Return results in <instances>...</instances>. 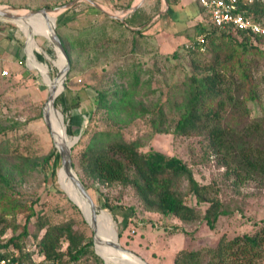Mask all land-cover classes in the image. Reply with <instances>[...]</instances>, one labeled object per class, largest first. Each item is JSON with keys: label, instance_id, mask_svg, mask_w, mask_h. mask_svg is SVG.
Returning a JSON list of instances; mask_svg holds the SVG:
<instances>
[{"label": "rangeland", "instance_id": "1", "mask_svg": "<svg viewBox=\"0 0 264 264\" xmlns=\"http://www.w3.org/2000/svg\"><path fill=\"white\" fill-rule=\"evenodd\" d=\"M70 1L0 0V6L12 7L23 12L59 8ZM93 1L107 12L120 14L122 17L128 9L126 5L131 2V0ZM189 8L194 10L195 6L190 4ZM138 16L136 14L133 20L128 22L141 23ZM22 18H17L16 15H13V20L12 17H1L5 22L1 23L2 26L11 34L8 37L0 30V126L5 128L0 134V158H3L7 165L19 164L22 158L46 157L57 149L43 120L49 90L56 93V98L48 107V116L53 130L56 129L64 146L69 145L70 138L80 134L79 140L71 150L74 164L92 135L102 131H118L127 142L137 141L142 152L156 151L169 157L175 156L190 164L189 148L197 144L195 140L174 135L173 130L178 120V106L185 91L183 84L192 74L190 61L196 59L207 63L213 55L209 50L202 56L192 57L182 50L183 44L197 34L175 35L168 37L169 40H165L167 37L149 38L133 34L126 25L121 26L118 21L109 19L85 2L77 3L69 10L58 11L55 16L38 14L36 18L24 15ZM189 21L193 20L190 18ZM14 23L27 28L31 42L33 41L39 52H35L36 58L42 57L41 61L37 59L39 65L42 64L49 75L50 79L47 77L51 86L49 90L32 63V70L28 68L29 47ZM53 24L56 33L60 34L67 44L72 43L75 46L82 44L71 52L72 61L69 60L64 89L62 85H57L59 73L53 66L54 62L41 53L42 50L54 58L57 46L50 42ZM57 53L56 58L59 56L61 68L64 70L63 57L59 51ZM251 62L253 63L251 72L258 84V99L249 101L247 106L251 118H258L264 115V60L251 59ZM2 71L8 72V75H1ZM136 77L139 83L134 100L142 102L150 111L147 116L131 120L123 112L116 114L112 111L107 112L106 109L94 108L93 98L96 93L106 92L111 100L113 93L120 94L122 90H128ZM80 91L86 94L83 100L78 94ZM75 95L77 98H74ZM62 96L66 102L63 106ZM75 99L79 106L71 108ZM159 112L163 116L162 119L157 117ZM69 126L73 130L71 136L66 131ZM56 167L57 173L53 180L47 179L39 168L35 171H24L22 176L12 175L10 188L14 191V197L22 204L31 206L35 214L28 223L29 236L22 240L27 246L34 242L37 219L43 218H47L52 225L73 220L74 229L83 232L93 242L92 231L81 212L64 193V186L66 184L69 186L70 182L62 169H58V165ZM74 169L77 173L76 168ZM220 171L222 170L215 167H194L195 178L200 184L210 183L213 178L218 177ZM84 185L97 207L109 214V216L97 214L98 223L103 226L100 228L96 223L98 229L106 233L111 226V216L120 237L121 247L134 252L147 264H173V256L178 250L215 246L222 235L232 239L235 236L251 234L264 225V186L253 183L243 187L238 195L226 192L222 199L226 215L219 218L214 230H210L203 223L186 227L177 220L146 214L140 210L130 191L122 192L120 188L114 187H93L86 182ZM105 197L111 206L122 208L108 210L104 206ZM83 200L88 208L87 200L84 198ZM185 203L197 207L193 197H187ZM200 208L205 209L204 205ZM5 218L3 226L6 231L1 238L3 241L20 234L25 223L23 214L16 216L10 214ZM93 219L95 221L96 216ZM125 224H128V227L123 230ZM15 226L18 228L16 232L13 231ZM89 250L96 255L94 243ZM96 250L106 264H124L115 258L109 247L98 238ZM99 259L105 264L100 257ZM81 264L96 263L89 257L88 261H82Z\"/></svg>", "mask_w": 264, "mask_h": 264}, {"label": "trees", "instance_id": "2", "mask_svg": "<svg viewBox=\"0 0 264 264\" xmlns=\"http://www.w3.org/2000/svg\"><path fill=\"white\" fill-rule=\"evenodd\" d=\"M132 1L126 8L131 6ZM238 11L264 25V1L239 3ZM199 31L207 36L206 51H185L183 46L182 50L192 57L202 56L209 50L213 55L207 63L196 59L190 61L192 74L183 84L185 91L173 130L174 135L195 140L197 145L189 148L190 164L156 151L142 152L137 141L127 142L118 131L94 133L79 153L77 162L72 164L83 184L130 191L140 210L146 214L177 220L186 227L203 223L214 230L219 218L226 215L222 200L226 192L238 195L249 184L264 186V115L251 118L247 106L249 101L258 99V84L251 72V59L264 60V37L243 31L218 30L206 24L200 26ZM132 33L140 35L139 32ZM58 36L68 59L72 61V50L82 44L69 45L60 34ZM37 59L41 61L42 57L37 56ZM138 83L136 77L128 90L113 93L111 100L106 92L96 93L94 108L116 114L123 112L131 120L147 116L150 111L142 102L134 100ZM78 94L81 100L86 97L81 91ZM65 103L62 96L61 106ZM78 106L79 102L75 99L71 108ZM157 117L163 118L161 112ZM4 131L5 128L0 126V134ZM67 134L73 135L70 126ZM73 141L75 138H70L69 145ZM57 163L55 151L42 158H22L16 165H7L0 158V261L8 260L9 264H81L92 257L96 264H102L99 257L89 250L93 245L92 239L83 232H77L73 220L52 225L47 218L37 219L34 242L28 246L22 243L29 236L28 223L35 214L31 206L14 197L10 188L12 175L22 176L24 171L39 168L47 179L53 180ZM199 166L222 171L210 183L200 184L194 172V167ZM187 197H193L197 207L188 206L185 203ZM202 205L204 210L200 208ZM104 206L110 211L122 208L111 206L107 197L104 198ZM74 209L77 211L76 207ZM10 214H23L25 223L20 234L3 241L1 238L6 231L3 224ZM94 216L98 219L97 213ZM96 219L98 226L103 228ZM82 224L87 228L84 221ZM126 227L128 224L123 230ZM17 229L13 227L14 232ZM40 258L42 261L37 262ZM263 263L264 225L251 234L232 239L222 235L215 246L182 249L173 256V264Z\"/></svg>", "mask_w": 264, "mask_h": 264}, {"label": "water", "instance_id": "3", "mask_svg": "<svg viewBox=\"0 0 264 264\" xmlns=\"http://www.w3.org/2000/svg\"><path fill=\"white\" fill-rule=\"evenodd\" d=\"M81 2H85L86 4L91 6L92 8L98 10L100 13H102L103 15L108 17L109 19L116 20L119 23L124 24V25L127 26V24L124 21V18L122 16H120V14H112V13L107 12L98 3H96L93 0H71L70 2L64 4L63 6H61L59 8H54V9L44 8V9H40V10L23 11V13H26L28 16L29 15L33 16V15H37V14L47 15V14H50V13L58 14V11L69 10L75 4L81 3ZM143 2H144V0H139L138 4L136 5L135 11H137L142 6ZM131 9H133V7H131L129 10H131ZM17 12H22V11H19L18 9H15V8H12V7L0 6V19H1V17H7V18L11 17L14 14H16ZM50 42L52 44L54 43L57 46L61 56L63 57V59H64V61L66 63L65 69L63 71L61 70L62 71L61 72V76L63 78V89H64V87H65L64 86V79H65V76H66V74L68 72V69H69V59H68V56H67V54H66V52H65V50H64V48H63V46L61 44L60 38H59L58 34L56 33L55 24L52 25V27H51V39H50ZM49 103L50 104L52 103L50 95H48L45 107ZM43 120H44L45 125L47 126V128H48V130L50 132V124H49V121H48V117L45 114V111H43ZM63 120H64V118H63ZM66 131H67V129H66ZM79 137H80V134H79V136L75 137V141H73L70 145H66L64 148H61V149L57 150L54 147L55 153L58 155V163H57V165H58V169L61 168L62 171L67 175L69 182L74 187V189H75L76 193L78 194V196H81L85 200H87L88 206H89L88 207L89 212L92 214V216H94L95 212L99 208L97 207V205L93 201L92 197L90 196L87 187L80 180V178L77 175V173H76V171H75V169L73 167V164H72L71 150H72V147L79 140ZM56 169H57V167H56ZM56 173L57 172L55 171V174ZM69 200L75 205V203L70 198H69ZM75 206L77 207V205H75ZM77 209L80 211V209L78 207H77ZM84 220L87 223L85 218H84ZM87 225L89 226V228L92 231L93 243H94V249H95L96 235H97L98 229L94 225V223H92L91 225H89L87 223ZM102 242H103L104 245L110 247L116 254H120L123 257H126V259H128L133 264H147L139 256H137L134 252H132L130 250H126L125 248L121 247V245L119 244V235H118L117 232H116V234H115V236H114V238L112 240L103 239ZM95 253H96V255H98L96 250H95Z\"/></svg>", "mask_w": 264, "mask_h": 264}, {"label": "crops", "instance_id": "4", "mask_svg": "<svg viewBox=\"0 0 264 264\" xmlns=\"http://www.w3.org/2000/svg\"><path fill=\"white\" fill-rule=\"evenodd\" d=\"M138 2L139 0H137V3L136 0L132 1L131 6L126 11L131 7H133V10L128 15H124V21L130 31L139 32L141 36L168 38L175 35L186 36L192 33L196 35L200 26L205 24V15L202 8L192 0H144L142 6L135 11ZM190 4L195 6L194 10H190ZM188 9L190 10L189 13L187 12ZM181 10L186 11V13ZM136 14L139 15L138 17L142 22L129 23L128 21L133 20ZM189 17L193 21H189ZM1 23H5L3 19H0V30L10 37L11 34L6 32ZM165 40H169V38ZM28 64V68L32 70L30 60Z\"/></svg>", "mask_w": 264, "mask_h": 264}, {"label": "built area", "instance_id": "5", "mask_svg": "<svg viewBox=\"0 0 264 264\" xmlns=\"http://www.w3.org/2000/svg\"><path fill=\"white\" fill-rule=\"evenodd\" d=\"M199 5L205 15V24L214 29L225 30L228 32L243 31L254 36L264 37V25L257 23L238 11L239 3L251 4L254 1L263 2L264 0H192ZM208 39L206 34L198 31L197 35L189 42L183 44L185 51L199 49L206 51ZM3 76L7 72L2 73ZM17 254V251H13ZM42 261L40 258L37 262ZM0 264H9L8 260H1Z\"/></svg>", "mask_w": 264, "mask_h": 264}, {"label": "bare ground", "instance_id": "6", "mask_svg": "<svg viewBox=\"0 0 264 264\" xmlns=\"http://www.w3.org/2000/svg\"><path fill=\"white\" fill-rule=\"evenodd\" d=\"M133 9H131V10H128V11H126V15H128L131 11H132ZM51 14V16H55L56 14H52V13H50ZM14 15H16V17L17 18H22V16L24 15V16H26V17H32V16H28L26 13H23V12H17L16 14H14ZM38 15V14H37ZM37 15H33V17L34 18H36L37 17ZM12 17V20H13V16H11ZM124 18V17H123ZM23 19V18H22ZM125 20V19H124ZM14 22V21H13ZM15 25H17L18 26V29H19V31L23 34V36H24V38L26 39V42H27V45H28V47H29V60H30V62L32 63V65L34 66V68H35V70H36V72L38 73V75L41 77V79L44 81V83H45V85H46V87L48 88V90H49V87H51L50 86V81L48 80V78H47V76L45 75V73H44V71L41 69V67H40V65H39V62H38V60H37V58H36V55H35V52H37V49H36V47L34 46V44H33V41L31 42V38H30V36H29V34H28V30H27V28L25 27V28H23L22 26H20V25H18V24H16V23H14ZM30 24H32L33 25V22H31ZM54 25V24H53ZM50 39H51V36H50ZM36 46H38V43H36L35 44ZM57 51H59L58 50V48L56 47V53H55V55H54V58H51L50 56H49V54L48 53H45L44 51H42L41 50V53H42V55L43 56H46L49 60H51V61H53L54 63V68L58 71V73H59V81H58V84L57 85H62V87H63V78H62V76H61V72L63 71V69L61 68V63H60V60H59V56L56 58V56H57ZM62 61H63V64H64V66L66 67V63H65V61H64V59L62 58ZM62 70V71H61ZM48 95H50V98H51V100H52V102L55 100V96H56V93L54 92V91H52V90H49V94ZM49 105H51L50 103L49 104H47L46 105V107H45V109H44V111H45V114L47 115V117H48V121H49V124H50V133H51V136H52V139L54 140V143H55V147L59 150V149H61V148H64L65 146H64V144H63V141L60 139V137L58 136V134H57V131H56V129H54L53 130V128H52V124H51V121H50V119H49V116H48V107H49ZM67 176V175H66ZM68 178V177H67ZM62 183V182H61ZM65 191V192H64ZM64 193H66L65 195L67 196V197H69L74 203H75V205H77V207L80 209V211H81V213H82V215H83V217L86 219V221H87V223L89 224V225H91L92 223H94V225L96 226L97 224H96V222L94 221V219H93V217L91 216V213L89 212V209L87 208V206L84 204V200H83V198L81 197V196H78V194L76 193V191H75V189H74V187L72 186V184L70 183V185L68 186L67 184L64 186ZM95 213H97V214H100V215H102V216H109V214L108 213H105V212H103V211H101V210H97ZM110 222H111V226H110V228L108 229V231L106 232V233H103V232H101L99 229H98V227H97V229H98V232H97V235H96V238H98V239H100V240H103V239H108V240H112L113 238H114V236H115V234H116V229H115V225H114V223H113V220H112V218H111V216H110ZM95 250H96V244H95ZM109 250H110V252L114 255V257L115 258H117V259H119V260H121L124 264H133V263H131L128 259H126V257H123L122 255H120V254H116L110 247H109ZM96 252H97V250H96ZM97 254H98V252H97ZM99 255V254H98ZM99 257L102 259V257L99 255ZM103 260V259H102ZM104 261V260H103ZM104 263H105V261H104ZM106 264V263H105Z\"/></svg>", "mask_w": 264, "mask_h": 264}]
</instances>
